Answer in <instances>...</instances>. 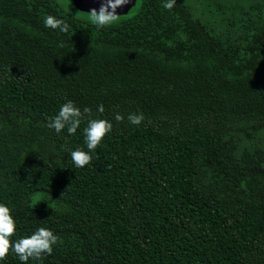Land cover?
Segmentation results:
<instances>
[{
    "label": "trees",
    "instance_id": "16d2710c",
    "mask_svg": "<svg viewBox=\"0 0 264 264\" xmlns=\"http://www.w3.org/2000/svg\"><path fill=\"white\" fill-rule=\"evenodd\" d=\"M166 2L98 29L55 0H0V203L12 241H62L27 264H264V0ZM68 100L113 124L84 168L87 121L46 126Z\"/></svg>",
    "mask_w": 264,
    "mask_h": 264
},
{
    "label": "clouds",
    "instance_id": "9594fccd",
    "mask_svg": "<svg viewBox=\"0 0 264 264\" xmlns=\"http://www.w3.org/2000/svg\"><path fill=\"white\" fill-rule=\"evenodd\" d=\"M129 3V0H100L98 10L92 8L88 15L90 22L98 29L105 26H111L113 23L118 22L119 15L117 9ZM176 4V0H167L163 7L171 10ZM44 24L51 29H59L61 33L69 31V24L55 16L48 15ZM64 45L61 44L60 47ZM97 111L103 113L104 106H98ZM115 121L123 122L124 116L117 113L114 117ZM128 121L136 126H139L145 117L143 113H132L127 117ZM87 121L84 128V138L88 151L83 149H76L71 151V159L77 168H84L92 161L91 152L101 144L103 138L112 131L113 124L107 119H99L92 117V110L85 107L83 111L75 106V104L68 100L63 103L57 115L51 118L47 127L54 129L60 133L66 128L69 135H74L80 127L82 121ZM16 233V222L11 216V210L5 204L0 203V260L7 259L9 252H13L23 264H27L29 259L42 260L43 257L51 255L53 252V245H56L60 237L54 234L53 231L47 228H38L29 236L12 241Z\"/></svg>",
    "mask_w": 264,
    "mask_h": 264
},
{
    "label": "water",
    "instance_id": "95a60500",
    "mask_svg": "<svg viewBox=\"0 0 264 264\" xmlns=\"http://www.w3.org/2000/svg\"><path fill=\"white\" fill-rule=\"evenodd\" d=\"M72 5L81 12L89 13L92 8L98 10L100 0H70ZM135 0H129V3L117 9L118 15L125 14L134 4Z\"/></svg>",
    "mask_w": 264,
    "mask_h": 264
},
{
    "label": "rangeland",
    "instance_id": "374dc122",
    "mask_svg": "<svg viewBox=\"0 0 264 264\" xmlns=\"http://www.w3.org/2000/svg\"><path fill=\"white\" fill-rule=\"evenodd\" d=\"M64 10H66L67 12H69L71 15L81 19V20H86V21H90L89 20V15L86 12H81L79 10H77L71 3L70 0H55ZM136 5H133L131 8V11L129 13H125L124 15H129L131 12L134 11ZM0 54H2L0 52ZM2 59V56L0 55V60Z\"/></svg>",
    "mask_w": 264,
    "mask_h": 264
}]
</instances>
